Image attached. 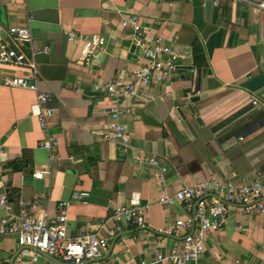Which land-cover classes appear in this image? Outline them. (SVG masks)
<instances>
[{
	"label": "crops",
	"instance_id": "0c3cea01",
	"mask_svg": "<svg viewBox=\"0 0 264 264\" xmlns=\"http://www.w3.org/2000/svg\"><path fill=\"white\" fill-rule=\"evenodd\" d=\"M207 1L0 0V34L14 25L27 26L31 17L35 46L49 49L36 57L38 92L5 87V77H30V71L0 64V195L7 193L16 211L24 201L30 204L28 212L46 211L50 218L67 202L72 238L104 232L100 224L114 207H147L146 227L125 228L102 257L84 264H142L153 258L156 246L169 252L182 237L164 229L193 211L185 203L161 204L163 195L214 179L236 186L264 182V113L252 105L254 95L264 101V89L252 93L245 86L263 73L264 9L222 0L207 14ZM131 14L151 29L149 42L157 36L172 39L182 60L164 82L142 88L148 98L140 95L123 103L133 110L123 120L130 136L124 150L102 136L110 129L113 104L107 86L117 79L129 81L145 63L132 30L122 27ZM66 31L101 36L106 43L93 62L85 63L81 44L69 42ZM195 42L204 48L206 67L194 65ZM38 93L48 94L55 109L49 127L59 140L54 162L39 146L45 132L32 115ZM138 154L154 155L167 166L163 181L158 168L136 163ZM43 170L50 173L34 177ZM75 192H89L88 203L72 200ZM20 252L15 235L0 234V264H30L19 260ZM41 262L57 264L44 255ZM200 264H264V215L229 203L226 222L206 237Z\"/></svg>",
	"mask_w": 264,
	"mask_h": 264
},
{
	"label": "built area",
	"instance_id": "2783aa9c",
	"mask_svg": "<svg viewBox=\"0 0 264 264\" xmlns=\"http://www.w3.org/2000/svg\"><path fill=\"white\" fill-rule=\"evenodd\" d=\"M112 3L119 0H110ZM218 6L222 0H212ZM264 9L263 1L238 0ZM27 26H11L0 34V64L10 67H25L30 71V77H5L3 84L7 88H25L38 92L39 70L36 57L39 54H48V48H37L33 30L29 23ZM122 27L132 30L136 46L142 53L145 63L138 66L127 82L117 79L110 83L106 91L112 100L109 114L111 118L110 129L104 133L103 140L118 146L121 149L130 147V136L123 123L124 118L133 115L131 108L123 103L129 98L140 95L148 98L147 93H141L143 87L164 82L176 71L182 60V55L176 50L174 41L163 36H157L152 42L148 41L151 29L145 26L137 14H131L122 21ZM65 36L69 42H78L80 46V59L91 63L104 47L106 39L101 36L89 38L78 32L66 31ZM264 58L260 70L264 73ZM262 73V74H263ZM257 93V92H255ZM50 96L38 93L37 101L32 106V115L39 119L40 127L45 132L39 146L51 154V162L56 161L53 151L59 145L55 134L49 130L50 121L55 109L49 106ZM252 105L264 113V101L257 96L252 97ZM136 163L141 166H152L160 170V180H164L168 171L166 165L154 155L135 156ZM49 171L36 172L34 177L43 179ZM216 195L210 196V193ZM89 192H75L72 200L88 203ZM176 202L185 203L193 211L186 218L177 219L174 224L167 226L164 232L182 237L178 239L169 252H164L156 246L152 250L153 258L142 264H200L205 252V240L209 233L218 232L226 222L229 214V203H237L243 207L244 212L258 211L264 215V182L257 180L243 186H236L231 182H222L214 179L211 182H200L185 187L175 195H163L160 203L173 207ZM30 204L20 201L19 210L16 211L13 202L7 193L0 195V211L5 212L0 217V234L15 235L21 248L19 260L28 259L30 264H43V254L54 259L74 264H84L88 260L99 259L108 250L110 242L125 228L146 227L147 207L117 206L112 209L108 218L103 220L100 230L83 232L77 237H69L67 233V202L59 204L60 213L50 218L45 211L33 214L26 210ZM163 232V231H162Z\"/></svg>",
	"mask_w": 264,
	"mask_h": 264
},
{
	"label": "water",
	"instance_id": "95a60500",
	"mask_svg": "<svg viewBox=\"0 0 264 264\" xmlns=\"http://www.w3.org/2000/svg\"><path fill=\"white\" fill-rule=\"evenodd\" d=\"M212 4H213L212 0H208V1L206 2V11H207V14L210 13V10H211V8H212ZM245 86H246L247 90L250 91V92H252V93H255V92H258V91L264 89V73L261 74V75H259V76H256V77H254V78H251V79L247 80V81L245 82ZM198 91H199V89H198ZM188 108L191 110V112H192L193 114H196V110L194 109V107L192 106V104H189V105H188ZM179 112H180V115H181L183 121H184L185 124L187 125V127L190 128V130H192V131L194 132L193 127H192V124H191L190 121L187 119L186 115H185L184 112L181 110V108L179 109ZM197 121H198V122H201L200 118H197ZM172 128H173L174 133L176 134L177 138L180 140V142H181L182 144H184L185 142H184V140H183L181 134L178 132L177 128H176L175 126H172ZM194 134H195V133H194ZM133 203H134V202H133ZM43 255L46 256V257H48V258H49L50 260H52L53 262H55V263H57V264H61V262H60L59 260L54 259V258H52V257H49V256L46 255V254H43Z\"/></svg>",
	"mask_w": 264,
	"mask_h": 264
},
{
	"label": "trees",
	"instance_id": "16d2710c",
	"mask_svg": "<svg viewBox=\"0 0 264 264\" xmlns=\"http://www.w3.org/2000/svg\"><path fill=\"white\" fill-rule=\"evenodd\" d=\"M192 56L194 60V65L198 68L206 67V56L204 48L201 43L195 42L192 46Z\"/></svg>",
	"mask_w": 264,
	"mask_h": 264
}]
</instances>
